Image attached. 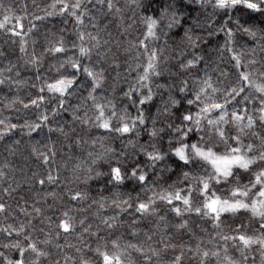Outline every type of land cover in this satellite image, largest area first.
Listing matches in <instances>:
<instances>
[{
  "label": "snow or ice",
  "instance_id": "obj_1",
  "mask_svg": "<svg viewBox=\"0 0 264 264\" xmlns=\"http://www.w3.org/2000/svg\"><path fill=\"white\" fill-rule=\"evenodd\" d=\"M88 2L91 3V0ZM96 2L101 5L106 3L109 12L113 9L116 13L121 11L120 7L113 4V0ZM193 4L204 10L200 15L211 9L206 22L201 21L200 15H192L193 9L189 6ZM130 6L145 13L157 10L152 15L140 17L145 25L144 38L131 44L132 48L143 49L147 62L136 65V69L142 68V72H137L136 84L129 85L128 91L120 89L123 93L121 104L125 100L130 101L137 108L135 117H130L127 108L118 109L114 97L109 98L105 90V73L102 67L97 68V64L100 59H107L110 49L102 50L98 33L80 30L79 26L84 25V17L89 12L84 0H52L44 9L43 16H34L37 21L54 16H71L78 26L75 30L76 40L66 39L63 35L57 37L55 33L52 34V39H48L46 35V45L39 53L35 40L32 41L31 53L28 52L29 39L37 25L30 22L25 31V17L16 15L12 6L5 5L4 0H0V13L3 14L0 30L10 35L13 43H17L15 38L19 37V51L27 57L25 65L36 70L35 82L31 87L37 90L27 102L22 98H13L4 105L6 109L17 113L21 109L14 106L21 105L24 115H18L17 119H23L24 122L12 123L11 117H0V140L10 136L18 128L27 129L29 137L47 128L49 133L58 131L62 136L70 138L65 127H52L59 118L66 119L67 114L72 120V136L77 135V124L81 130H102L100 136L93 140L88 160L74 165V179L88 184L91 191L90 182L106 178V182L100 183L98 187L101 194L121 187L126 178L135 182L127 199L119 194L112 199L113 209L118 210L114 215L102 214L101 210L106 207L103 199L93 201L97 204L96 218L99 223L94 226L88 217L82 218L79 221V235L76 236L77 244L59 243L62 237L75 235L78 231L76 222L68 211L55 217L48 215L39 201L32 203L31 212L21 207L20 212L30 217L27 222L20 221L18 226L8 223L0 227L5 241L0 243V249L5 250L0 251V264H61V259L52 260L50 249L53 247L57 250V255H62L63 264H132L131 261H125L126 248L145 255L146 264H152V257L159 256L155 249H150L151 255H147L143 247L136 244L129 243L122 248L120 238L111 239V235L123 220L120 213L132 210L131 224L136 225V214L141 218L156 214L157 199L171 206L170 211L182 220L176 225L179 229L189 226L185 216L194 215L204 219L206 223L211 222L217 236L224 242L223 255L220 251L201 252L197 246V255L202 257L200 264H209V255L216 258L217 264H257L255 253L259 254V264H264V131H261L264 130V58L261 61L246 59L244 49L247 41L244 45L239 44L240 39L247 36L255 44V47L248 48V52L255 54L257 48L264 51V0H147V3L145 0H130ZM13 20L15 23L9 28L8 24ZM164 20H167V24L163 23ZM93 27L96 25L93 24ZM173 29L177 31L173 33ZM198 30L207 33V36L197 35ZM158 32H163L166 38L170 34L175 35L179 41L177 46H183L184 50L179 53L178 64L172 65L177 69L176 73H169L175 75L179 83L175 87L167 83L157 84V88L167 90V99L162 107L157 108L156 115L146 116L142 106L153 100L152 78L162 75L159 57L164 48H150L147 42L149 38L158 39ZM220 33L224 36L223 45L218 39L215 44H211L212 38L218 37ZM107 43L108 41H104L105 45ZM201 44L218 51L221 61L224 60L225 53L229 54L227 62L231 68L222 71L220 75L226 79L234 76L235 79H229L228 83L218 80L213 84L207 68L203 69L201 78L198 65L205 63V55L197 54L196 51L200 49L203 52ZM188 49L192 51L188 52ZM69 52L72 54L69 55ZM3 55L0 52V56ZM46 57L56 60L55 75L41 71ZM139 58L138 55L137 59ZM258 63L261 65L259 68L256 67ZM18 67L11 61L0 67V86L8 84L11 89L13 86L19 88L24 83L19 79L21 73ZM181 75L185 78L180 79ZM72 99L80 100L81 103L72 105ZM88 107L93 110L92 116L88 115ZM31 112L36 113L35 119H29ZM149 120L153 125L151 129H147ZM158 122L162 126L156 127ZM229 126L237 129L234 135ZM145 130L150 138L147 144H137L130 139L128 141L133 149H140V153L144 155L143 162L138 158L129 161L128 154L123 150L117 153L115 148L104 146L105 135L111 137L115 134L117 138H124L133 132L139 136ZM247 135L254 139L244 143L243 138ZM97 142L101 144V151L95 149ZM80 143L77 139L76 144ZM39 145V141L33 145L32 152L42 165L49 166L55 160V146H46L47 150L42 151ZM221 145L224 146L223 150ZM121 156L124 157L123 160ZM7 167L6 163L4 168ZM56 171V175L49 171L39 178L33 172L32 178L40 185V191L46 185H59V170ZM165 172L171 175L165 176ZM173 175L176 182L169 184ZM5 176L6 173L0 168V180ZM245 177L247 183L244 182ZM161 184H167V188L157 191ZM181 184L185 187H180ZM137 189H147L153 195L145 199ZM14 191L16 189L9 185L4 189V195H10ZM131 192L137 193L135 198ZM48 194L53 199L56 198L55 192ZM66 195L69 203L75 202L81 208V202L88 199L87 193L80 190L69 189ZM241 212L250 213L251 219L258 221V227L241 221L234 228L230 226L232 234H224L221 225L225 222L226 214ZM0 213L11 216L10 207L5 202H0ZM37 219L39 228L33 222ZM159 219L163 221L165 217L160 216ZM249 228L253 234H248ZM105 231L108 236L101 234ZM93 240L95 247L91 243ZM229 241L232 242L233 255L229 254ZM66 247L74 248L76 256L64 254ZM9 250H14V255H8ZM172 264H183L182 257L176 256Z\"/></svg>",
  "mask_w": 264,
  "mask_h": 264
},
{
  "label": "trees",
  "instance_id": "obj_2",
  "mask_svg": "<svg viewBox=\"0 0 264 264\" xmlns=\"http://www.w3.org/2000/svg\"><path fill=\"white\" fill-rule=\"evenodd\" d=\"M51 2L52 0H4L5 5H10L14 8L16 15L25 17L23 21L25 31H27L30 26V22L37 25L36 30L31 34L29 39V53H31L33 48V40L36 41L35 47L37 53H39L46 45V35L48 39H52L53 33H55L57 37L63 35L66 39L76 40L75 30L78 26L75 25L71 16H54L41 21L34 19L35 15L43 16L44 9L47 8ZM84 2L87 5L89 12L88 15L84 17V25L79 26L80 30L84 32H92L93 34L98 33L101 44L103 45L102 50L110 49L107 59H100L97 64V68L99 69L102 67L105 73V90L107 91L109 98L114 97L118 109L127 108L130 117H135L137 115V108L134 107L130 101L125 100V102L121 104L123 93L120 89L128 91L129 85H135L137 72H142V68L136 69V65L138 63L146 64L147 62V56L143 54V49L132 48L131 44L137 43L140 39L144 38L145 25L140 17L145 14L152 15L153 11L157 10L152 9L145 13L139 9L134 10L130 6V0H113V4L121 9L119 13H116L114 9L112 12H109L106 3L101 5L98 4L96 0H91V3H89L88 0H84ZM157 2H159V0H157ZM145 3H147V0H145ZM25 6L27 7L26 11ZM189 7L193 9V16L204 13V10L200 9L199 5L193 4ZM209 13H211L210 8L207 10V13L200 15L202 22H206V16ZM133 17H135V20H133ZM0 19H3L2 13H0ZM65 20L67 23H65ZM14 23V20L10 21L8 27L11 28ZM163 23L167 24V20H164ZM93 24H95L96 27H93ZM176 31L177 30L175 29L172 30L173 33ZM180 34H183L182 30H180ZM196 34L207 36V33H201L199 30ZM157 36L158 39L152 40L149 38L147 42L150 48H164V51L159 57L162 75L160 77L152 78L153 100L142 106L145 110L146 116L149 114L153 116L156 115L157 108L162 107L164 100L167 99V90L159 89L156 85L167 83L172 87H175V84L179 83L176 76L169 75V73H176L177 69L173 68L172 65L178 64V59L180 58L179 53L184 50L183 46H177L179 41L175 35L170 34L166 38L163 32H158ZM15 39L17 43H13L10 35L0 30V52L4 53L3 56H0V67L7 65L9 61L17 64L19 66L18 71L21 73L19 79L24 81L19 88L13 86L10 89L8 84L0 86V117H11L12 123L22 124L24 122L23 119H17L18 115H24L22 106L19 104L14 106V108L21 109V112L17 113L15 110L6 109L4 105L9 103L13 98H22L27 102L29 97L37 91L35 88L31 87V84L35 82L34 77L36 70L25 65L24 60L27 57H24L19 51V37ZM166 39L167 45H165ZM217 39L219 40V43L223 45V33H220L218 37H213L210 43L215 44ZM104 41H108V43L105 45ZM246 41L247 44L244 49L246 52L245 58L261 61L262 58H264V51L257 48L255 54L248 52V48L255 47V44L247 36L240 39L239 44L244 45ZM237 47H239V45ZM201 48L203 49V52H201L200 49L196 50L197 54L205 55V63L198 65L201 69V78H203V69L207 68L213 84H216L218 80H223L224 83H228L229 79H235L234 76L226 79L220 75L222 71H228L231 68V65L227 62L229 54L225 53L224 60L221 61L220 53L212 47L201 44ZM191 51V49H188V52ZM71 54L72 53L69 52V55ZM138 55L140 57L139 59H137ZM55 64V59L46 57L41 66V71L43 73L55 75ZM256 67L259 68L261 65L258 63ZM183 78L185 77L181 75L180 79ZM144 91L146 92L147 90L145 89ZM102 94L103 93H101V95ZM84 95L86 96L87 93L85 92ZM177 95H179L178 92ZM138 99L139 98L137 97V101ZM80 103V100H71L72 105ZM256 103L258 106L259 102L257 101ZM249 107L251 108V105H249ZM87 111L89 116L93 115V110L90 107L87 108ZM83 112L84 109L82 108L81 115H83ZM35 115V112H31L29 114V119H35ZM65 116L66 119L59 118L57 124H53L52 127L55 128L58 125L65 127L70 138L62 136L58 131L49 133L47 128H44L39 134L33 133L32 136L29 137L27 135V129L21 130L18 128L10 136L0 140V168L6 173L5 178L0 180V202H5L10 207L11 211V216L0 213V227H4L8 223H13L18 226L20 221L27 222L30 217H26L20 212L21 207H25L31 212L32 203L39 201V205L43 207L48 215L55 217L61 215L64 211H68L74 218L78 231L75 235L66 238L62 237L59 240L61 245L78 243L76 236L79 235V221L82 218L88 217L94 226L99 223V220L96 218L97 204L93 203V201H100L103 199L106 202V207L101 210L102 214L109 216L114 215L118 210L113 209L112 199L118 194L122 195L124 199H127L129 191L135 183L126 178L124 185L121 187L110 189L101 194L98 191V187L100 183L106 182V178H103L101 181L90 182L92 187L91 191H89L88 184L75 180L74 176L76 173L73 172L74 165L88 160V152L92 150L93 140L100 136L102 130L95 128H84L81 130V127L77 124V135L72 136L71 116L67 114H65ZM113 122L115 123V121ZM246 122L247 120L245 119L244 123ZM160 126H162L161 122H158L156 127ZM152 127V122L149 120L147 129H151ZM229 127L232 128V134L234 135L237 129L234 126ZM77 139L81 141L79 145L76 144ZM129 139L137 144H147L150 138L145 130L141 131L139 136L133 132L124 138H117L115 134L111 137L105 135L103 143L105 147L115 148L117 153H120L123 150L128 154L129 161L138 158L143 162L144 155L140 153L139 148L133 149L132 144L128 143ZM243 139L244 143H248L251 142L254 137L247 135ZM16 141H19V143H16ZM38 141L40 142L39 146L42 151L47 150L46 146H55V160L54 162H50L49 166L42 165L41 161L37 160L32 152L33 145H36ZM84 141H87V143H84ZM256 143L258 144L259 141L257 140ZM223 147L224 146L221 145V150H223ZM95 149L97 151L102 150L99 142L95 144ZM166 149L167 145L165 144V150ZM148 150L150 151L151 149L149 148ZM121 159L123 160L124 157L121 156ZM113 160H115V158H113ZM6 163L8 167L4 168ZM57 169L59 170L60 175L59 185H46L45 189L40 191V185L32 178L33 172L37 173V178H39L40 175H46L49 171H51L53 175H56ZM149 175L151 176V170H149ZM164 175L169 176L171 174L165 172ZM175 182L176 177L173 175L168 183L173 184ZM244 182L247 183V177H245ZM9 185L16 189V191L5 196L4 189ZM179 186L182 188L185 187L183 184ZM149 187H151V184H149ZM166 188L167 184H161L157 187V191ZM69 189L80 190L87 193L88 199L81 202L82 208L78 207L75 202L69 203L68 196L66 195ZM137 191H139L140 195L144 196L145 199L147 196L153 195V193L147 191V189H137ZM50 192L56 193L55 199H53L52 195L48 194ZM136 194V192H131L133 198H135ZM26 201L27 203H25ZM170 207L171 206H168L157 199L156 214L142 218L139 214H136V225L131 224L133 219V215L131 214L132 210H130V212L120 213L123 220L119 222L118 228L112 233L111 239L120 238L122 248L129 243L142 246L144 253L147 255H151L150 249H155L159 253V256L152 257V264H172V261H174L176 256L182 257L183 264H200L202 257L197 255V246L200 247L201 252L208 251L211 253L212 251H220L221 255H223V248L225 247L224 242L217 236L211 222L206 223L204 219L195 217L194 215L193 217L185 216L184 219L188 220L189 226L186 229H179L176 225L181 223L182 220L170 211ZM160 216H164L165 219L161 221L159 219ZM241 221L245 224H252L255 227H258V221L252 220L250 213L241 212L235 215L226 214L225 222L221 225V231L224 234H232L231 228L236 227ZM33 222L36 224L37 228L40 227L38 219ZM247 231L248 234H253L251 228ZM101 234L105 236L109 235L107 231L102 232ZM149 236H151V239H148ZM41 238L43 237L41 236ZM3 242H5L4 234L0 233V243ZM104 242L105 241H101V243ZM91 243L92 246L95 247V241L93 240ZM108 243L109 248H111L110 240ZM227 246L229 254H235L231 241L228 242ZM50 250L52 252V260L61 259V264H63L62 255H57V250L54 247ZM0 251L5 250L0 249ZM124 251L126 253L124 257L126 262L131 261L132 264H146L145 255H141L131 248H126ZM64 254L74 257L76 256L74 248L66 247L64 249ZM8 255H14V250H9ZM255 255L257 264H259V254L255 253ZM207 259L209 264H217L215 257L209 255Z\"/></svg>",
  "mask_w": 264,
  "mask_h": 264
}]
</instances>
